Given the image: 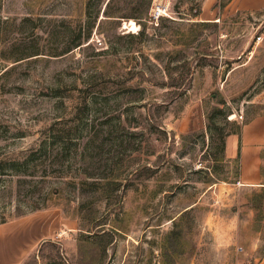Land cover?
<instances>
[{
	"label": "rangeland",
	"instance_id": "rangeland-1",
	"mask_svg": "<svg viewBox=\"0 0 264 264\" xmlns=\"http://www.w3.org/2000/svg\"><path fill=\"white\" fill-rule=\"evenodd\" d=\"M108 2L0 0V264H257L264 10Z\"/></svg>",
	"mask_w": 264,
	"mask_h": 264
},
{
	"label": "crops",
	"instance_id": "crops-1",
	"mask_svg": "<svg viewBox=\"0 0 264 264\" xmlns=\"http://www.w3.org/2000/svg\"><path fill=\"white\" fill-rule=\"evenodd\" d=\"M219 0H205L204 3V9L202 14L207 17L208 19H211L213 16L217 15L218 13L222 12H229L233 13L236 11H244V12H258L264 10V0H229V2L221 7H216V3ZM261 134L258 136V139H252L250 136V133L244 134V140H243V171H242V180L241 183H249L252 184L254 182H260V160L262 155V148H263V141L261 138ZM238 137V136H237ZM238 138H233L230 145L228 146V157H234L235 154H239L238 148L236 149V145L238 143ZM237 140V141H236ZM254 140V141H252ZM255 145H257L255 147ZM232 149V151H231ZM230 150V152H229ZM233 150L235 152L233 153ZM237 151V152H236ZM254 152V163L251 162L250 153ZM237 154V156H238ZM261 154V155H260ZM236 156V157H237ZM259 165V166H258ZM257 264H264V258L260 260Z\"/></svg>",
	"mask_w": 264,
	"mask_h": 264
},
{
	"label": "trees",
	"instance_id": "trees-1",
	"mask_svg": "<svg viewBox=\"0 0 264 264\" xmlns=\"http://www.w3.org/2000/svg\"><path fill=\"white\" fill-rule=\"evenodd\" d=\"M112 1L113 0H109L108 2V9H106L107 15L115 16V17L125 16V17H136V18L146 17L150 11V8L153 2V0H131V3H134V4L130 8L131 9L130 12L120 13L118 11L116 12L111 11L110 4L112 3ZM128 7L126 9H128ZM237 133H240V132L237 131Z\"/></svg>",
	"mask_w": 264,
	"mask_h": 264
},
{
	"label": "built area",
	"instance_id": "built-area-1",
	"mask_svg": "<svg viewBox=\"0 0 264 264\" xmlns=\"http://www.w3.org/2000/svg\"><path fill=\"white\" fill-rule=\"evenodd\" d=\"M164 14H168V12H167V8H163V7H157L155 12L153 13V15L156 18H159L161 15H164ZM259 37H261V36H259Z\"/></svg>",
	"mask_w": 264,
	"mask_h": 264
},
{
	"label": "bare ground",
	"instance_id": "bare-ground-1",
	"mask_svg": "<svg viewBox=\"0 0 264 264\" xmlns=\"http://www.w3.org/2000/svg\"><path fill=\"white\" fill-rule=\"evenodd\" d=\"M127 26L130 27L131 30H133V29H138V26L139 25H138V23L134 19H132L129 24L127 23Z\"/></svg>",
	"mask_w": 264,
	"mask_h": 264
}]
</instances>
